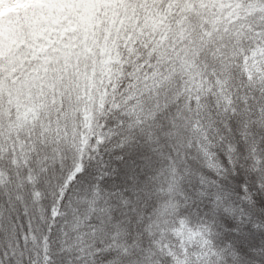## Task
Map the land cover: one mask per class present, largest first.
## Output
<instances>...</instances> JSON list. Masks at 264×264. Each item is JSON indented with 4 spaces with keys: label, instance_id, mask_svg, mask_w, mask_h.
Listing matches in <instances>:
<instances>
[{
    "label": "snow or ice",
    "instance_id": "snow-or-ice-1",
    "mask_svg": "<svg viewBox=\"0 0 264 264\" xmlns=\"http://www.w3.org/2000/svg\"><path fill=\"white\" fill-rule=\"evenodd\" d=\"M0 264H264V0H0Z\"/></svg>",
    "mask_w": 264,
    "mask_h": 264
}]
</instances>
